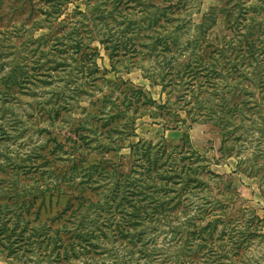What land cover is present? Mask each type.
<instances>
[{"label": "rangeland", "instance_id": "rangeland-1", "mask_svg": "<svg viewBox=\"0 0 264 264\" xmlns=\"http://www.w3.org/2000/svg\"><path fill=\"white\" fill-rule=\"evenodd\" d=\"M262 186L264 0H0V264H264Z\"/></svg>", "mask_w": 264, "mask_h": 264}, {"label": "trees", "instance_id": "trees-1", "mask_svg": "<svg viewBox=\"0 0 264 264\" xmlns=\"http://www.w3.org/2000/svg\"><path fill=\"white\" fill-rule=\"evenodd\" d=\"M228 63H230V62H228ZM210 75H212V74H210ZM212 76H215V75H212ZM210 86L218 88L215 83H211ZM222 105L223 104L220 103V106H222ZM233 107H234V109H236L235 106H233ZM232 111H234V110L231 108H228V112H232ZM218 117H220V116H218ZM175 121H180V119L175 120ZM181 121H183V120H181ZM198 186H200V185H198ZM262 191H263V196H264V186H262ZM171 205H175V206L173 207ZM189 205H190V202L182 203L179 200H177L175 204H171V203H169L168 200H165L163 202H159V201L157 203L155 202V204L151 208L153 210L163 209L165 211H170V210H174V209H178V208L183 209V208L188 207ZM201 206L203 207L204 204H201ZM224 208H225L224 205L222 206V204H220L219 206L215 205L214 210L218 209L220 211H223ZM200 209H201V207H200ZM240 210L247 212L249 215L248 220L244 221L243 224H241V222H240L241 218L232 219V217H230L227 220H224V219H213V220H211V223L213 225H216L217 223H219L221 225L220 226L221 228L217 232L218 237L216 238V240L220 241L224 238V236L227 235V237H229L228 242H231L232 237L234 235L238 234V239H239L240 243L238 245H236V247H235V250H236L235 254L238 252L237 250H239L240 248L244 249L245 247H249L251 245V243L248 244L247 242L248 241L250 242V240L253 237L259 236V233L261 232V230L264 229V224L262 222V219L260 217H258L252 209L245 208V209H240ZM217 215H219L220 218L222 216H225V214H223V212H222V214L218 213ZM145 222H148V224L149 223L153 224L155 222V219L152 218V219H148V220H146V219L141 220L140 216L136 215L134 217V219L132 220V222H130V226L133 228L137 227V226L143 227L142 229L137 230L136 232L133 231L132 234L134 236L136 235L139 237L140 235L145 233V231H144L145 228L146 229L149 228V227H147V225H144ZM152 239H154V238L150 239V237H146V243H145L146 246H144V250L141 252L143 259H145V263H141V264H148V262L151 261L150 256H154V254H157L156 251L162 250V249L157 248L158 244L156 242L153 243ZM212 239L213 238L210 236L208 238L203 237L199 241L202 243H198V244L203 245V246H201V248H203V247L205 248V251H206L205 254H209V255L211 254L210 255L211 257L216 258V260L218 261L216 264H223L222 260L226 258L227 250H225L223 248L222 244H218V252L216 250L211 249L210 244H211ZM187 241H188V239L185 238L183 243H185ZM243 244H246V246H244ZM181 248H182V246H180L179 251L181 250ZM136 264H138V263H136Z\"/></svg>", "mask_w": 264, "mask_h": 264}, {"label": "crops", "instance_id": "crops-1", "mask_svg": "<svg viewBox=\"0 0 264 264\" xmlns=\"http://www.w3.org/2000/svg\"><path fill=\"white\" fill-rule=\"evenodd\" d=\"M260 215H261L262 218H263V224H264V209L261 210Z\"/></svg>", "mask_w": 264, "mask_h": 264}]
</instances>
